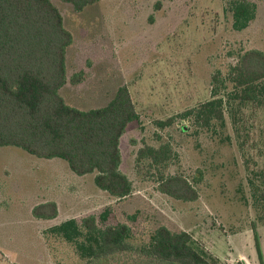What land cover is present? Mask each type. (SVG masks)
<instances>
[{
	"label": "rangeland",
	"instance_id": "374dc122",
	"mask_svg": "<svg viewBox=\"0 0 264 264\" xmlns=\"http://www.w3.org/2000/svg\"><path fill=\"white\" fill-rule=\"evenodd\" d=\"M51 1L73 34L67 77L84 72L60 89L66 103L89 110L107 105L122 85L131 92L139 119L121 137L120 167L133 191L118 198L66 160L0 147V264H81L74 244L51 228L90 215L101 227L130 225L134 245L165 225L191 233L218 264H262L264 205L254 193L264 187V105L226 110L224 122L210 128L183 113L211 99L217 69L226 72L243 51H264V0H256L257 16L243 30L234 29L225 0H99L79 12ZM162 143L174 152L163 172L192 180L197 200L161 192L146 168L137 173L138 149ZM48 200L58 203V216L34 217L33 207Z\"/></svg>",
	"mask_w": 264,
	"mask_h": 264
},
{
	"label": "trees",
	"instance_id": "16d2710c",
	"mask_svg": "<svg viewBox=\"0 0 264 264\" xmlns=\"http://www.w3.org/2000/svg\"><path fill=\"white\" fill-rule=\"evenodd\" d=\"M62 1L79 12L99 0ZM225 2L236 30L247 28L257 16L256 0ZM72 42L73 34L51 0H0V147L14 146L38 158L66 160L76 175L95 174L98 188L125 198L132 193L133 182L120 167V140L139 113L126 85L103 107L81 110L66 103L60 89L68 80L84 79V72L67 77L66 52ZM211 85V99L183 113L198 127L223 123L226 110L237 106L264 105V51L241 52L226 72L217 69L213 73ZM173 157L170 144H144L136 154V171L146 168L158 189L171 197L197 200L199 190L192 180L163 172ZM254 197L264 205V187L260 193L255 187ZM32 213L39 219H54L59 205L54 200L40 202ZM51 232L74 244L81 264H218L191 233L165 225L141 245L132 244L130 225L101 227L96 215L81 221L68 219ZM258 252L264 264L259 244Z\"/></svg>",
	"mask_w": 264,
	"mask_h": 264
}]
</instances>
